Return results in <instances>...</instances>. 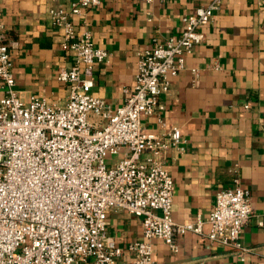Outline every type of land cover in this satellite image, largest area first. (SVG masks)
<instances>
[{
	"label": "built area",
	"instance_id": "2783aa9c",
	"mask_svg": "<svg viewBox=\"0 0 264 264\" xmlns=\"http://www.w3.org/2000/svg\"><path fill=\"white\" fill-rule=\"evenodd\" d=\"M100 2L75 0L69 12H51L53 25L64 30L61 49L70 60L57 74L69 88L60 103L36 95L23 99L16 89L0 10V264H154L153 240L176 253L177 239L202 235L204 225L210 242L244 262L252 250L240 236L253 211L250 192L238 180L217 192L205 220L173 221L166 158L171 150L184 152L186 141L178 128L165 127L159 100L204 40L201 28L212 22L221 0L183 16L177 37L137 53L135 76L114 110L91 93L93 69L108 52L88 33L77 38L69 21ZM192 74L196 80L199 72ZM142 117H154L159 130L146 132ZM111 211L141 223L142 239L127 245L133 258L126 263L120 262L124 250L107 233Z\"/></svg>",
	"mask_w": 264,
	"mask_h": 264
},
{
	"label": "crops",
	"instance_id": "0c3cea01",
	"mask_svg": "<svg viewBox=\"0 0 264 264\" xmlns=\"http://www.w3.org/2000/svg\"><path fill=\"white\" fill-rule=\"evenodd\" d=\"M75 0H0L6 41L16 89L48 102L66 101L69 88L57 80L69 68L61 49L64 30L53 25L51 12H69ZM211 0H101L100 5L70 16L75 36L90 34L93 44L108 52L94 67L91 93L113 110L123 103L124 89L136 73L137 53L153 48L181 31L183 16ZM204 40L185 59V69L170 79L169 92L159 97L166 128L176 127L186 141L184 152L171 150L166 170L174 183L171 216L174 222L205 220L219 190L236 180L251 196L253 215L240 243L252 250L244 262L230 248L210 242L203 234L186 233L172 253L153 240L154 264H262L264 260V0H221L212 22L201 28ZM215 66L218 68L215 69ZM192 70L199 72L193 77ZM148 133L159 125L142 117ZM107 233L126 247L142 239L140 220L124 211L106 216ZM262 222V226L258 222Z\"/></svg>",
	"mask_w": 264,
	"mask_h": 264
}]
</instances>
